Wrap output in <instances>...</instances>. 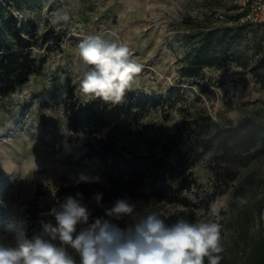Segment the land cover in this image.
I'll list each match as a JSON object with an SVG mask.
<instances>
[{
  "label": "rangeland",
  "instance_id": "obj_1",
  "mask_svg": "<svg viewBox=\"0 0 264 264\" xmlns=\"http://www.w3.org/2000/svg\"><path fill=\"white\" fill-rule=\"evenodd\" d=\"M247 2L264 18V0H7L19 23L37 25V38L51 32L60 41L35 46L39 69L0 99V239L15 243L18 233L25 235L24 210L35 196L53 210L52 195L62 182L84 173L105 183L100 161L84 156L86 136L69 129L63 110L69 90L79 101L91 98L80 90L78 44L84 36L126 44L141 66L129 90L141 102L142 125L120 134L137 151L147 152L168 136L186 150V125L202 113L219 125L244 115L264 118V19H234ZM63 15L67 22L53 23ZM189 20L200 25L190 27ZM199 60L205 62L200 76L185 75L184 68ZM208 159L204 155L193 168L197 184L190 208L161 202L139 209L132 202L138 210L160 212L169 223L178 216L219 222L220 264H239L244 239L264 219V160L241 168L224 190L214 192ZM150 187L146 181L139 190Z\"/></svg>",
  "mask_w": 264,
  "mask_h": 264
},
{
  "label": "trees",
  "instance_id": "obj_2",
  "mask_svg": "<svg viewBox=\"0 0 264 264\" xmlns=\"http://www.w3.org/2000/svg\"><path fill=\"white\" fill-rule=\"evenodd\" d=\"M0 0V99L25 84L38 69V61L32 49L41 46L48 39L60 41V36L44 33L36 36L37 25L32 22L19 23L14 12ZM247 2L234 19L238 22L248 9ZM190 27L199 22L186 21ZM264 64V54L260 58ZM199 60L193 66L184 68L185 75L199 77L203 64ZM141 102L129 89L122 102L114 104L101 98L79 101L72 90L67 93L64 113L69 129L86 136L84 156L96 158L101 163V174L105 183H75L65 181L57 186L52 203L56 208L63 199L81 193L83 202L89 207L92 218L104 216V209L110 208L115 200L129 198L139 202V209L148 203L182 204L190 208L189 194L196 186L193 172L197 161L208 156L214 192L224 190L238 177L239 170L256 160H264V118L244 115L234 122L219 125L211 117L199 114L193 123H187V148L180 150L172 137L160 140L140 152L123 142L120 134L141 127ZM150 182L148 192L140 191L144 182ZM102 193L101 204L97 206L93 196ZM40 195L30 200L25 208L27 229L25 236L43 233V225L55 219L46 204L40 205ZM138 208V207H137ZM193 213V210H191ZM254 220V215L248 214ZM107 218V217H106ZM120 228L130 225L129 217L113 221ZM79 264V256L68 248ZM229 264V263H227ZM239 264H264V219L261 229L244 239Z\"/></svg>",
  "mask_w": 264,
  "mask_h": 264
},
{
  "label": "clouds",
  "instance_id": "obj_3",
  "mask_svg": "<svg viewBox=\"0 0 264 264\" xmlns=\"http://www.w3.org/2000/svg\"><path fill=\"white\" fill-rule=\"evenodd\" d=\"M67 22V15L53 19ZM82 64L81 92L106 102H122L141 66L130 48L104 38L84 36L78 44ZM98 176L79 174L75 183H96ZM102 193L93 196L97 206ZM55 225H43V235L27 238L18 233L15 243L0 239V264H220L223 252L221 225L212 220L191 222L178 216L173 222L158 211H141L129 198L117 199L104 216L92 218L81 193L68 195L50 213ZM213 209L210 215H214ZM107 217V218H106ZM129 217L120 228L113 221Z\"/></svg>",
  "mask_w": 264,
  "mask_h": 264
},
{
  "label": "built area",
  "instance_id": "obj_4",
  "mask_svg": "<svg viewBox=\"0 0 264 264\" xmlns=\"http://www.w3.org/2000/svg\"><path fill=\"white\" fill-rule=\"evenodd\" d=\"M252 6H253V4H252V2H250V3L248 4V9H247V11H246L245 14L240 18V20H241L242 22H244V21H248V20H250V21L254 20V21H258V22H260V21H262V19H264V18H262L261 16L258 17L257 14L254 13V10H253L254 7H252Z\"/></svg>",
  "mask_w": 264,
  "mask_h": 264
}]
</instances>
